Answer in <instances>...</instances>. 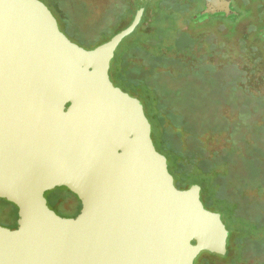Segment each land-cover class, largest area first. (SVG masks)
<instances>
[{"label": "water", "instance_id": "obj_1", "mask_svg": "<svg viewBox=\"0 0 264 264\" xmlns=\"http://www.w3.org/2000/svg\"><path fill=\"white\" fill-rule=\"evenodd\" d=\"M204 0L201 15L237 12ZM144 14L93 49L71 41L41 0H0V199L18 211L0 226V264H195L228 257L231 232L201 187L180 189L153 141L143 103L110 70ZM66 188L79 214L45 194Z\"/></svg>", "mask_w": 264, "mask_h": 264}, {"label": "rangeland", "instance_id": "obj_2", "mask_svg": "<svg viewBox=\"0 0 264 264\" xmlns=\"http://www.w3.org/2000/svg\"><path fill=\"white\" fill-rule=\"evenodd\" d=\"M41 1L49 7L60 29L71 41L85 49H92L131 23L139 0ZM238 4L243 12L235 21L222 18L211 20L209 15L200 18L198 23L191 22V17L203 10L202 2L198 5L191 3L185 11L175 7L173 14L178 15L177 31L186 35L177 40L175 46L165 47L172 62L166 64L162 61L157 67L147 70V52H134L132 59L126 63L127 72L122 79L120 73L124 66L115 67L119 56L117 53L110 77L116 86L129 94L137 85H141L143 92L146 89L142 85L157 87L159 94L191 126L187 138L191 149H198L199 140L205 141L207 136L214 135L208 148L212 152L210 157L224 152L232 155L231 174L236 183L243 184L256 181L250 168H255V173L264 171V0H238ZM159 8L158 3L152 2L147 10L161 12ZM165 9L163 7V11L168 13ZM131 10L132 13L129 12ZM152 19L153 14L149 11L145 26L149 27ZM142 28L143 24L136 30ZM138 31L126 38L125 42L131 44L137 40L142 43L146 34L141 35ZM187 46H190V50ZM154 48L152 52L158 54V49ZM143 76V79H138ZM138 98L146 112V103L140 96ZM168 165L175 185L180 188L179 175L171 160H168ZM247 172L251 175L250 179L245 180ZM59 190L61 188L47 192L46 196L57 195ZM249 193L257 195L255 191ZM57 196L61 199V205L55 207L50 202L49 206L59 216L73 218L81 209L79 200L68 191L63 189ZM201 198L208 209V202L216 204L209 192L203 191ZM217 205L225 208L221 202ZM241 208V217L247 218L244 205ZM222 218L227 229L232 230L224 216ZM17 222V208L0 199V226L15 229ZM238 235L234 232V237ZM235 243L239 245L238 240ZM236 245L233 241L227 258L202 253L195 264H264V245L249 248L243 257Z\"/></svg>", "mask_w": 264, "mask_h": 264}, {"label": "trees", "instance_id": "obj_3", "mask_svg": "<svg viewBox=\"0 0 264 264\" xmlns=\"http://www.w3.org/2000/svg\"><path fill=\"white\" fill-rule=\"evenodd\" d=\"M152 2L159 4L161 12H158L155 9L147 10ZM201 2L202 0H139L137 7L135 8L134 17L138 8L143 7V16H147L150 11L153 14V19L149 24V27L143 26L145 31L144 34L146 35L142 43L135 40L131 42V44H128L124 40L120 45V53L118 51L119 56L115 65V67H118L119 65L124 66L120 73V77L122 79L125 77L124 75L127 72L126 63H128L129 59H132L134 52L142 54L144 51L147 52V54H145L148 62L147 70L150 68L152 70V67H157L162 61L166 64H170L172 58L168 56L170 53L165 51V47L167 45L175 46L177 40L182 39V36L186 35L185 32L182 33L181 31H177L176 24L178 21V15L173 14V12H175V7H181L182 10L185 11L187 6L191 3H196L198 5ZM163 7L166 8L165 10L168 11V13L163 11ZM201 11L194 14L195 17L194 15L191 17V22L198 23L197 21L200 18L209 16L201 15ZM129 12L132 13V10ZM239 15L240 13L237 12V14L231 16H226L223 13L210 16L211 20L222 18L226 21H235L239 18ZM165 19L168 20L162 25V22L163 20L165 21ZM115 34L116 33H114L112 37ZM102 43L96 44L92 49ZM154 47L158 49V54L152 52L155 50ZM187 49L190 50V46H187ZM143 78L144 76L138 79ZM146 84L148 83L146 82ZM142 86L146 89V92L142 91L141 85L134 86L129 92L137 97L140 96V98L146 103V115L152 125L153 141L156 149L166 156L168 160L172 161L174 169H176L179 175L181 188L185 189L196 184L201 187L202 192H209L211 194V200H214L216 204H211L212 201L208 202V207L224 216L226 222L232 229H228L231 232L232 237H234V232L239 234L233 238V241L236 245L235 241L238 240L239 245L236 246L240 249L242 257L245 251L249 250V248L264 245V171H262V173H255V168H250L253 172L252 175H255L254 177L256 178V181L252 179V183H236L234 176L231 174V169L233 167L232 155L224 152V154H217L213 158L210 157L212 152L209 151L208 148H210V143L214 140V135L207 136L205 141L199 140L200 147L198 149H191L187 142V138L192 130L191 126L186 120H184V117L181 118L178 110L171 103H168L164 96L159 94V89H157V87H150L151 85L149 84ZM227 141L229 140L227 139ZM231 146L234 147L233 145ZM236 147L237 146L234 148ZM247 159L248 158L246 157V160ZM219 169L223 170L221 171ZM250 175L251 174L247 172L245 180L250 179ZM254 177L251 176V178ZM242 185L245 187H241ZM63 189L68 191L66 188H61V190ZM61 190H59L57 195L61 193ZM250 191H255L257 195L250 194ZM260 192L262 194H260ZM218 202L223 203L225 208H220L217 205ZM240 203L241 205H244L243 209L247 211L245 213L247 218L241 217L242 215L240 211L242 208L241 205L239 206ZM16 227L17 223L15 225V228Z\"/></svg>", "mask_w": 264, "mask_h": 264}, {"label": "flooded vegetation", "instance_id": "obj_4", "mask_svg": "<svg viewBox=\"0 0 264 264\" xmlns=\"http://www.w3.org/2000/svg\"><path fill=\"white\" fill-rule=\"evenodd\" d=\"M202 3H203V6H204V0H202ZM188 7L189 6H187V8ZM231 9L234 10V11H236V12H238V13H240V15L243 12V9L238 4V0H232ZM145 19H146V16H143L142 17V20H141V23H140V24H143V26H145ZM138 32L140 34L145 33V31H144L143 28L140 31H138ZM118 51H119V49H118ZM118 51L116 52V55L115 56H117ZM131 95L133 97L138 98L136 95H133V94H131ZM180 189H183V188L180 187ZM45 196H46V194H45ZM46 198H47L48 204L51 202L55 207H59L61 205V203H62L61 202V199L57 195H54V196H46ZM79 212H80V210H79ZM79 212L74 217H76L79 214ZM206 254H209V253H206ZM209 255H212V254H209ZM214 256H216V255H214ZM221 258H227V257H221Z\"/></svg>", "mask_w": 264, "mask_h": 264}]
</instances>
